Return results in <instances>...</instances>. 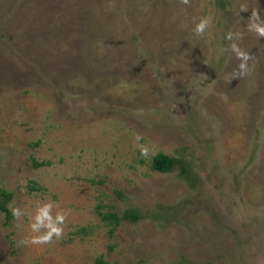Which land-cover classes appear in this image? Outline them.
I'll return each mask as SVG.
<instances>
[{
    "label": "rangeland",
    "instance_id": "1",
    "mask_svg": "<svg viewBox=\"0 0 264 264\" xmlns=\"http://www.w3.org/2000/svg\"><path fill=\"white\" fill-rule=\"evenodd\" d=\"M2 191L0 264H264V0H0Z\"/></svg>",
    "mask_w": 264,
    "mask_h": 264
},
{
    "label": "trees",
    "instance_id": "2",
    "mask_svg": "<svg viewBox=\"0 0 264 264\" xmlns=\"http://www.w3.org/2000/svg\"><path fill=\"white\" fill-rule=\"evenodd\" d=\"M178 163H179V160L176 159L175 157H170L164 154H158L153 158L152 165H153L154 170L167 173V172L172 171L177 166ZM1 196L5 199L0 201V211H3L8 216H10L11 213L9 209L7 208V202L9 201L11 194L6 191H2ZM107 218L114 219V221L116 222H119L120 220H122L117 215H109ZM122 218L136 220L138 219V216L133 212H129V213H126ZM99 264H106V263H104L103 261H99Z\"/></svg>",
    "mask_w": 264,
    "mask_h": 264
}]
</instances>
